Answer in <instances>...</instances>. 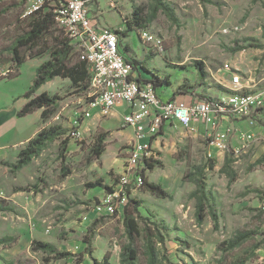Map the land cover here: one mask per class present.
<instances>
[{"label":"rangeland","instance_id":"374dc122","mask_svg":"<svg viewBox=\"0 0 264 264\" xmlns=\"http://www.w3.org/2000/svg\"><path fill=\"white\" fill-rule=\"evenodd\" d=\"M99 3L94 20L103 30L127 32L121 38L122 51L144 63L148 78L167 82L158 91L165 99L214 102L233 91V73L242 76L248 90L264 93V0ZM25 12L23 0H0V79L8 70L7 75L16 72L9 48L34 19ZM142 30L162 40V49L145 44ZM66 38L55 26L37 46L24 49L27 61L35 55L37 60L21 67L23 80L32 72L30 64L50 60L57 40ZM73 55L72 61L77 60ZM43 92L62 98L43 126H60L67 133L16 173L2 163L15 164L18 157L0 159V199L15 209L0 211V240L16 239L0 244V264H94L106 256L110 264H124L128 245L137 250L135 264L151 263L148 246L156 264H264V119L229 122L222 152L213 151L203 124L197 134L180 126L168 129L153 144L159 164L146 175L172 197L159 198L143 187L131 190L130 198L140 203V216L134 213L140 233L131 235L125 212L109 214L105 209L130 156L133 134L123 126L124 114L113 109L103 117L97 108L85 119L94 99H88L89 89L74 87L69 79L51 80L35 95ZM77 117L83 120L79 130L74 126ZM103 138L105 151L97 157ZM196 168L204 170L206 212L201 223L191 197L196 185L184 179L190 173L199 177ZM97 220L88 253L89 230ZM34 241L54 244L73 256L55 259L34 251Z\"/></svg>","mask_w":264,"mask_h":264},{"label":"built area","instance_id":"2783aa9c","mask_svg":"<svg viewBox=\"0 0 264 264\" xmlns=\"http://www.w3.org/2000/svg\"><path fill=\"white\" fill-rule=\"evenodd\" d=\"M25 16H32L45 9H53L57 26L70 39L81 60L88 64L90 86L88 99L90 108L84 118L99 108L102 116L111 115L118 105L127 104L128 111L123 117V126L133 132L130 156L124 173L120 176L119 188L108 195L105 209L109 214H123L130 200V192L142 188V171L146 162L156 158L153 143L164 136L168 129L182 127L191 133H198L200 124L206 126L211 148L217 152L225 150L221 124L238 121L264 119V93L250 91L244 86L239 73H233L230 84L232 93L215 102L181 97H162L151 83L139 82L134 71L120 49V35L115 30H103L94 20L92 12L99 0H23ZM117 0H109L114 6ZM141 40L162 49V40L142 30ZM226 68L230 69L228 65ZM7 73L3 74L5 77ZM83 120L76 118L74 126L80 129ZM210 158H215L209 152ZM143 166V167H142ZM142 167V168H141Z\"/></svg>","mask_w":264,"mask_h":264},{"label":"trees","instance_id":"16d2710c","mask_svg":"<svg viewBox=\"0 0 264 264\" xmlns=\"http://www.w3.org/2000/svg\"><path fill=\"white\" fill-rule=\"evenodd\" d=\"M158 4H161L162 0H155ZM167 8L166 6H164ZM46 9V8H45ZM48 12H43V10L37 12L32 15L34 19L29 23L28 31L16 39L13 45L9 48L10 53L12 54V60L15 64L13 74H9L6 77H2L0 79H13L20 75V69L22 65L27 62L23 55V50L31 48L33 46H37L43 35L50 32L56 24L55 14L53 9L49 8ZM168 9V8H167ZM139 10L135 12V18L138 20L137 23H140V18L138 17ZM58 27V26H57ZM129 29H131V23L128 24ZM130 31V30H128ZM120 38L123 35H126L127 32L116 31ZM124 37V36H123ZM120 49L122 51L121 40H120ZM129 52V49L127 48ZM122 53L128 60V62L133 66L134 71L138 72L139 76L137 80L139 82L151 83L154 88L159 91L161 88H164L167 82L160 80L158 77L155 79L147 77V68L144 63L133 60L128 57L123 51ZM73 54H76L78 59L72 61ZM35 56H31L30 60L35 59ZM90 70L88 64L81 60L79 53L75 50L74 46L71 44L70 39L67 37L63 40H57L55 44V49L52 51L51 59L42 63L36 70V78L34 80L33 85L26 92L24 97L28 99V103L23 107V109L18 113L19 117H25L29 114H32L38 110H42L41 122L42 124L51 118L56 107H58L59 102L62 98L58 95L51 96L47 92L41 93L39 95L37 92L39 89L48 83L51 80L56 78H63L71 80L74 87L80 88L82 90H88L90 86ZM184 89V88H182ZM232 93V91H229ZM172 98H175L174 96ZM203 100H207L209 102H213L210 98H203ZM217 101V100H216ZM215 102V101H214ZM67 130L61 128L60 126H52L50 128H44L41 130L26 146L25 149L21 150L18 155V161L15 164H10L8 162L2 163V165L9 166L13 173L20 171L25 166L29 165L32 158L37 157L44 147L49 143L56 139H60L65 136ZM105 138L101 140L102 144H100L95 150V155L97 157L101 156L105 151L104 145ZM68 144V140L64 141V149H66V145ZM159 162L157 161H148L146 162V166L142 171L143 176V188L150 192L151 194L159 197V198H171V194L167 192L161 185L151 183L148 181L146 172L153 171ZM197 169V174L199 177H194L190 174L184 177L185 180H190L192 183L196 185V190L191 193V197L196 199V217L199 223H201L205 218L206 208L203 200L205 199V184L203 179L204 170L200 168ZM110 190V188L106 187ZM131 206H133L134 212L131 211ZM140 203L135 200H129L128 205L125 208V224L129 230V233L139 234V223L137 222V218H135V214L140 216L139 212ZM0 211L2 212H15L13 206L9 204L4 199H0ZM214 221L217 219L216 214L214 212L211 213ZM99 220L95 221L93 225L90 227L91 235L88 236L87 245H88V253L89 247L92 245L93 234L96 226L98 225ZM16 239L13 237H5L0 240V244H10L11 242H15ZM34 251H40L50 256H53L55 259L68 258L73 256V254L69 252H60L54 244L42 242V241H34L33 242ZM148 250H150V255L152 257L150 264H156L154 261L153 254L151 253V247L148 246ZM137 250L134 249L131 245H128L124 248L123 253V262L124 264H135L137 259ZM94 264H110L109 258L106 256L103 262L94 261ZM168 264H175L173 262H169Z\"/></svg>","mask_w":264,"mask_h":264},{"label":"crops","instance_id":"0c3cea01","mask_svg":"<svg viewBox=\"0 0 264 264\" xmlns=\"http://www.w3.org/2000/svg\"><path fill=\"white\" fill-rule=\"evenodd\" d=\"M98 9H100V4L95 8V10ZM33 60L37 59L28 60L27 62ZM42 63L40 61L39 64H30V70L32 72L26 80H23L21 68L18 77L0 81V159L8 160L17 158L20 151L25 149L28 143L45 128L41 122L42 110H38L25 117L18 116V113L28 103V99L24 95L33 85L36 78V70ZM116 110L125 114L128 111V105H118L114 111ZM122 116L124 117V115ZM228 123L225 120L220 131H223ZM158 140L153 144L157 143Z\"/></svg>","mask_w":264,"mask_h":264},{"label":"bare ground","instance_id":"6f19581e","mask_svg":"<svg viewBox=\"0 0 264 264\" xmlns=\"http://www.w3.org/2000/svg\"><path fill=\"white\" fill-rule=\"evenodd\" d=\"M226 132V131H225ZM224 131L222 132V131H220V133H222V134H224L225 133Z\"/></svg>","mask_w":264,"mask_h":264}]
</instances>
